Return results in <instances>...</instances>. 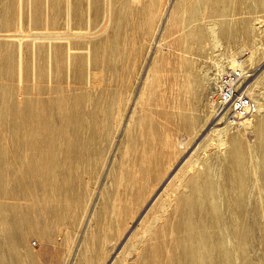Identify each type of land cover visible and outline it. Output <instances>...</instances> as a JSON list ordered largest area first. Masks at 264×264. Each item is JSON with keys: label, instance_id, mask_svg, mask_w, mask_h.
<instances>
[{"label": "bare ground", "instance_id": "1", "mask_svg": "<svg viewBox=\"0 0 264 264\" xmlns=\"http://www.w3.org/2000/svg\"><path fill=\"white\" fill-rule=\"evenodd\" d=\"M175 2L155 39L153 0H0V264H50L27 244L57 235L78 239L71 264H103L114 240L124 264H264L263 103L209 127L155 193L179 142L224 121L202 101L218 66L192 58L264 47V0Z\"/></svg>", "mask_w": 264, "mask_h": 264}, {"label": "rangeland", "instance_id": "2", "mask_svg": "<svg viewBox=\"0 0 264 264\" xmlns=\"http://www.w3.org/2000/svg\"><path fill=\"white\" fill-rule=\"evenodd\" d=\"M156 1H159V2H156ZM163 1V2H162ZM176 0H153V2L155 3L154 5H155V7H154V9L156 10V12H155V10H154V12L156 13V14H158L159 15V17H158V15H156L157 17H156V19H159V20H156L155 21V28H157L158 29V31L156 32V34L158 35H156L155 37V39H158V38H162V35L160 34L161 33V30H162V28H165V26H166V23L165 22H167V20H168V18H169V15H170V10H172V8H173V6H175V4H176V2H175ZM162 4V5H161ZM165 5V6H164ZM167 5V6H166ZM159 6V7H158ZM160 6H162V7H160ZM164 6V7H163ZM172 6V7H171ZM159 8V9H158ZM166 8V9H165ZM161 10V11H160ZM158 11V12H157ZM160 11V12H159ZM166 13H165V12ZM163 13H165V14H163ZM169 14V15H168ZM165 15H167V16H165ZM161 17H162V19H161ZM167 17V18H166ZM160 20H161V22H160ZM163 21V22H162ZM161 23V24H160ZM159 35H161V36H159ZM164 38H165V40L166 41H168V42H166L165 40V45H168V43L172 40V38H174L175 37V35L174 36H169V37H167L166 35L165 36H163ZM172 37V38H171ZM149 38V40L147 41V39ZM163 38V39H164ZM147 39L145 38L144 40H142V41H145L144 42V44L142 43V41H141V46H142V51H141V54H140V58L142 59V61H143V64H141V66L139 67V69H138V71L139 72H137V74L139 75V78L137 79V81H138V83H140L141 82V78H143L144 77V72H145V69H146V61L145 60H147L146 59V55L148 54L147 52H148V49H150L149 47H151L153 44H154V41L152 40V37H147ZM151 41V42H150ZM152 41H153V43H152ZM163 41V42H164ZM146 43V44H145ZM149 43V44H148ZM152 43V44H151ZM226 45V44H225ZM215 46V42H211V44H208L207 46H206V48H205V53H204V55H203V57L200 59V60H198V59H196V58H192V60L193 61H195V62H197V64H198V67H202L203 68V70H210L211 68H213V65L214 66H218L217 67V76H215L214 78L216 79H214L212 82H211V84L209 85V87L207 86L205 89H203L204 90V92H203V100L202 101H204L205 102V105L206 106H209L208 104V99H210V96H211V94H212V91H214L215 90V87H213V86H215L216 85V83L215 82H217V78H218V73H221L222 71H225V70H228V69H230V68H232V66H234V64H235V59L237 58V57H243L244 58V61H245V66H246V70L248 71V77L244 80V85L248 88V94L251 96V97H253L256 101H257V103H258V112H259V108H260V103H263L264 104V99H263V97H264V47L263 46H255L254 48L253 47H250V46H244V47H238V46H226V47H231V49H233L232 51H230V52H227V51H225V50H223V48H221V47H214ZM242 50V51H241ZM253 51H255V53L258 55V60L256 61V62H254V63H252L251 61H250V56H252V52ZM147 53V54H146ZM146 54V55H145ZM175 56L174 57H176L177 56V54L178 53H173ZM172 54V55H173ZM225 54V55H224ZM225 56H226V59H227V61H226V59H225ZM144 57V58H143ZM232 59H231V58ZM229 58H230V60L232 61V63H231V61L229 60ZM249 59V60H248ZM149 60V59H148ZM147 60V61H148ZM229 60V61H228ZM249 61V62H248ZM224 62V63H223ZM251 62V63H250ZM217 64V65H216ZM220 64V65H219ZM222 64V65H221ZM231 64V65H230ZM252 64V65H251ZM259 66H262V70L261 71H256V69H257V67L259 68ZM223 68V70H221ZM142 70V71H141ZM219 71V72H218ZM141 72V73H140ZM136 74V75H137ZM203 76V74L201 73L200 74V76ZM143 76V77H142ZM202 80L201 81H203V78H201ZM137 83V87H139V84ZM136 87V88H137ZM212 90V91H211ZM211 91V92H210ZM208 92V93H207ZM256 93V94H255ZM208 95V96H207ZM259 98V99H258ZM257 112V113H258ZM257 115V114H256ZM213 118H211L210 120H209V122L207 123V125H206V127L202 130V131H200L198 134H197V136L195 137H193L192 139V141H191V143H190V145H189V147H188V149H186L185 150V148H186V146H188V144L187 145H185V144H182L181 142H179L180 143V145H181V148H182V153H181V155L179 156V158L177 159V161L175 162V164H174V166H173V168L171 169V171H169V172H167V173H165L164 175V177L161 179V182H160V185H158V187H157V189H156V191H155V193L160 189V187L162 186V184L166 181V179H167V177L170 175V173L184 160V158L186 157V156H189V154H190V152L192 151V148H194L195 147V145H196V143L199 141V139H201V137H203L205 134H206V132L209 130V132H211L212 131V129H224L225 127L226 128H228L229 126H227L224 122H221V123H219V124H217V123H215V124H211V123H214L213 122ZM217 124V125H216ZM213 126V128L212 129H209V127H212ZM230 128V130H236V128H231V127H229ZM118 139V137L115 139V141ZM254 140V137H253V134H249V135H247V141L251 144L252 143V141ZM116 154V153H115ZM111 156H109V159H108V163L110 162V161H113V159L112 158H114L113 157V154H112V151H111V154H110ZM115 156V155H114ZM103 178V179H102ZM105 176H103V174H102V176H101V179L99 180V184H98V187H96V190L98 189V188H100V186H101V184H102V182H105ZM102 181V182H101ZM99 190V189H98ZM97 190V191H98ZM155 193H153L149 198H147V200L143 203V205H142V207H141V209H140V211L138 212V214H137V216L135 217V219H134V221H133V224L132 225H134L135 223H136V221H137V219L139 218V216L141 215V213L144 211V209L147 207V205L150 203V201L152 200V198L154 197V195H155ZM93 204H91V206H92ZM90 211V210H89ZM83 226L85 227V225H82V229H83ZM81 229V230H82ZM131 229V228H130ZM129 229V230H130ZM129 230H127V232H129ZM126 234L127 233H125V235H124V237L126 236ZM64 238V236L63 235H57L56 236V240H55V246H54V248H50L49 246H47V244H43L42 242H41V240H39V239H37V238H30V242H31V244H30V242H28V244L30 245H28L27 244V246H28V248L30 249V251L31 252H36L34 255L36 256V257H40V259L43 257V259L42 260H45L46 262L49 260V262H50V264H58V262H61V263H59V264H71L70 262H71V257H70V259L69 260H66V258H69L68 257V255L71 253V249H72V252L74 253L75 252V250L77 249L76 247V245H77V242H78V239H76V237H75V239H74V243H73V245L70 243V244H66V243H64L65 242V239H63ZM73 237H74V235H73ZM124 237H122V238H124ZM63 239V240H62ZM62 241V242H61ZM73 241V240H72ZM36 242H38V243H36ZM58 242V243H57ZM116 242V243H115ZM57 243V244H56ZM115 244H117V240L115 241H113V242H109V244L107 245V247H106V253H105V258L106 259H104V261H103V264H108L109 262H110V259L112 260V258H114V257H116V258H114L113 260H115V264H124V260H126L127 258H130V256L129 257H126L125 258V256H123L122 254L120 255L119 253H118V250H117V248H116V246H115ZM34 245V246H33ZM43 245V246H42ZM58 245V246H57ZM73 246V247H72ZM35 247V248H34ZM43 247V248H42ZM59 247V248H58ZM70 247H71V249H70ZM109 247V248H108ZM116 249H115V248ZM32 248V249H31ZM34 248V249H33ZM55 248H56V250H55ZM58 248V249H57ZM64 249V250H63ZM35 250V251H34ZM70 250V251H69ZM116 250V251H115ZM45 251V252H44ZM64 251V252H63ZM120 251V250H119ZM38 252V253H37ZM61 253H65L64 255L63 254H61ZM67 253V254H66ZM72 253V254H73ZM38 254V255H37ZM58 254V255H57ZM41 255V256H40ZM119 255V256H118ZM65 256H67V257H65ZM70 256V255H69ZM58 257H60V258H58ZM117 257H118V259H117ZM64 258V259H63ZM66 260V261H65ZM122 260V261H121ZM127 260H129V259H127Z\"/></svg>", "mask_w": 264, "mask_h": 264}, {"label": "built area", "instance_id": "3", "mask_svg": "<svg viewBox=\"0 0 264 264\" xmlns=\"http://www.w3.org/2000/svg\"><path fill=\"white\" fill-rule=\"evenodd\" d=\"M247 77L244 58L237 57L232 68L218 74L215 90L210 96L217 115L231 128L250 120L258 112L257 101L244 85Z\"/></svg>", "mask_w": 264, "mask_h": 264}]
</instances>
